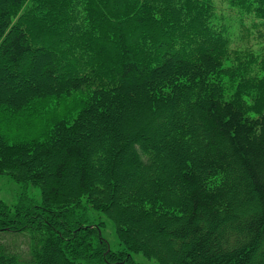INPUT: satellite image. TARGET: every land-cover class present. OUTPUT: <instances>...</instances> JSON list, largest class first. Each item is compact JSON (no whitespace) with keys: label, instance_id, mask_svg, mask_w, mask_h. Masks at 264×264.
<instances>
[{"label":"trees","instance_id":"16d2710c","mask_svg":"<svg viewBox=\"0 0 264 264\" xmlns=\"http://www.w3.org/2000/svg\"><path fill=\"white\" fill-rule=\"evenodd\" d=\"M224 1L0 0V111L88 93L0 133V264H264V75L251 114L218 73L236 25L264 45V0Z\"/></svg>","mask_w":264,"mask_h":264},{"label":"rangeland","instance_id":"374dc122","mask_svg":"<svg viewBox=\"0 0 264 264\" xmlns=\"http://www.w3.org/2000/svg\"><path fill=\"white\" fill-rule=\"evenodd\" d=\"M31 0H28V3ZM221 7H226L224 0H217ZM24 5L21 8L23 12ZM23 9V10H22ZM30 15V12H27ZM45 25V24H42ZM250 25H236L232 39L224 53L222 61L223 71L218 72L220 78L224 80L223 93L229 99H239L246 107L247 111L254 114L252 107V97L254 99L261 94L258 79L264 75V45L256 38L245 35L246 28ZM254 35V34H253ZM33 38L35 34L31 32ZM141 47L140 43L137 45ZM57 51L64 52L68 47L60 45L55 47ZM232 70H236V75L229 78ZM0 88H8L7 83L0 84ZM86 91H76L69 96L58 98L48 97L35 101L26 109L20 112L8 113L0 111V133L9 137L10 142L28 141L32 138H39L48 134L52 124L76 106L77 102L86 98ZM21 187L6 176H0V199L12 204L17 199ZM27 192L36 200H40V191L37 187L28 185ZM90 211V210H89ZM96 214H91L90 219H96ZM103 219V220H102ZM101 235L108 241L112 248L117 247V239L111 223L104 219ZM23 245V249H26ZM133 259L139 264H155L142 257L133 255Z\"/></svg>","mask_w":264,"mask_h":264}]
</instances>
